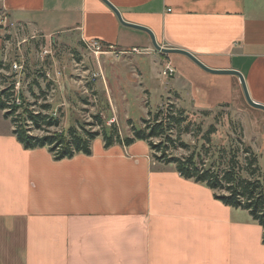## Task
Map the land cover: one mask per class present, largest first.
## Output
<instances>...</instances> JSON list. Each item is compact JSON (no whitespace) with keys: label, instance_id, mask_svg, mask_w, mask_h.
<instances>
[{"label":"crops","instance_id":"obj_1","mask_svg":"<svg viewBox=\"0 0 264 264\" xmlns=\"http://www.w3.org/2000/svg\"><path fill=\"white\" fill-rule=\"evenodd\" d=\"M107 1L160 46L238 70L264 105V0ZM0 10L45 36L99 40L136 64L141 81L197 109L227 103L250 133L264 130V110L247 103L238 76L157 51L103 0H0ZM167 63L175 72L165 77ZM12 128H0V264H264L262 228L248 212L155 161L146 141L104 147L98 136L90 154L54 160L46 147L24 149Z\"/></svg>","mask_w":264,"mask_h":264},{"label":"rangeland","instance_id":"obj_2","mask_svg":"<svg viewBox=\"0 0 264 264\" xmlns=\"http://www.w3.org/2000/svg\"><path fill=\"white\" fill-rule=\"evenodd\" d=\"M0 61L9 64L6 74L12 69L17 70L15 77L19 83L16 87L27 101L36 102V108L43 102L41 91L47 92L52 112L60 119V125L54 131L65 132L69 126L85 124L87 129L96 130L99 126L90 124L95 123V115H100L106 127L115 123L122 135L130 133L129 122L139 127L143 124L142 119L148 117V111L154 113L157 108L174 103L193 113L195 123L201 124L202 131L214 124L216 131L212 142L215 146H229L231 139L233 143L237 136L241 137L256 152L264 171V130L259 136L250 133L246 115L230 105L194 108L179 99L177 93L163 92L159 83L141 81L136 64H130L121 53L112 51L95 56L74 36H45L8 22L6 26L0 24ZM206 111L209 114H204ZM10 127V121L3 118L0 110V128ZM195 131L182 133L181 140L196 145ZM172 153L181 155L186 151L179 148Z\"/></svg>","mask_w":264,"mask_h":264},{"label":"trees","instance_id":"obj_3","mask_svg":"<svg viewBox=\"0 0 264 264\" xmlns=\"http://www.w3.org/2000/svg\"><path fill=\"white\" fill-rule=\"evenodd\" d=\"M8 69L9 64L0 61V110L3 118L10 121L12 133L24 149L46 147L54 160H61L77 153L90 154L92 140L98 136L102 137L104 147L144 140L155 161L172 164L180 176L204 184L224 205L246 210L261 226L264 244V171L256 152L241 137L237 136L233 143L231 139L229 146H215L212 142L216 131L214 124L202 131L201 124L195 123L194 114L174 103L157 108L154 113L148 111V117L142 119L139 127L129 122L130 135L122 136L115 123L106 127L100 115H95V123L90 124H97L96 130L87 129L85 124L69 126L65 132L54 131L60 119L52 112L47 92L41 91L43 102L36 108L35 101H27L22 91L15 88L16 73L6 74ZM33 82L38 85L37 81ZM219 105L229 106L227 103ZM194 129L196 145L191 146L181 140V134L194 132ZM179 148L186 153L174 155L172 152Z\"/></svg>","mask_w":264,"mask_h":264},{"label":"water","instance_id":"obj_4","mask_svg":"<svg viewBox=\"0 0 264 264\" xmlns=\"http://www.w3.org/2000/svg\"><path fill=\"white\" fill-rule=\"evenodd\" d=\"M103 1L114 11V13L116 14L118 20L122 24L127 25V26H130V27H133V28H136V29H139V30H143L146 33H148V35L150 37V40H151V43H152L153 47L157 51L163 52V53H181V54H184L187 57H189L193 62H195L199 67H201L203 70L208 71L210 73H214V74H234V75L238 76V78L240 80V83H241V86H242V90H243V93H244V97H245L247 103L249 105L255 107V108H259V109L264 110V105L259 104V103H256V102H254L250 98L249 93H248V90H247V87H246V84H245V81H244V77H243V75L238 70H235V69H212V68H209L206 65H204L200 60H198L189 51H186V50L181 49V48H169V47H162V46H160L157 43L153 32L149 28L144 27V26H141V25H137V24L127 23L126 21H124L122 19V16H121L120 12L118 11V9H116V7H114V5H112L107 0H103Z\"/></svg>","mask_w":264,"mask_h":264},{"label":"built area","instance_id":"obj_5","mask_svg":"<svg viewBox=\"0 0 264 264\" xmlns=\"http://www.w3.org/2000/svg\"><path fill=\"white\" fill-rule=\"evenodd\" d=\"M9 20L7 18L6 13L3 10H0V24L3 26H6L8 24ZM83 47L85 48V50H87L89 53L95 55V56H99L102 54H110L112 53V48H110V46L102 43L99 40L96 39H90V40H83L82 41ZM131 53H141V50L134 47L131 50H129ZM114 52V51H113ZM14 67H16V65H14ZM12 72H15L16 74L18 73L16 69H12ZM174 68L167 63L164 66V69L162 70V75L167 77L170 75L174 74ZM15 74V76H16ZM19 82L17 81L16 77H15V88L17 90H19V88L16 87V84H18Z\"/></svg>","mask_w":264,"mask_h":264}]
</instances>
